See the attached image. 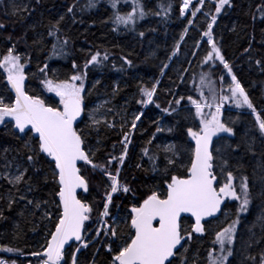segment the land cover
<instances>
[{
	"label": "trees",
	"instance_id": "16d2710c",
	"mask_svg": "<svg viewBox=\"0 0 264 264\" xmlns=\"http://www.w3.org/2000/svg\"><path fill=\"white\" fill-rule=\"evenodd\" d=\"M181 0H140L144 9L149 13L143 20L137 19L135 30H129L132 25L125 28L123 25L117 28L112 22L113 14L119 11L124 15L133 10L132 0H119L117 8L111 7L112 0H98L95 8L85 7L89 0H14L18 8V14L12 15L13 0H3L0 3V23L4 28L0 29V57L11 45H15L16 51L22 57H30L25 73L28 75L27 92L30 95H39L47 104L58 106L40 82L44 75L39 71L45 63L48 64V77L54 79H66L82 69L85 61L96 52L103 55L108 53L109 59L103 62L102 66L91 65L88 68V75L85 81V90L90 93L85 103L88 105L86 114L93 108L109 101L100 109L101 120L107 119L114 122L115 127L109 128L101 124L99 131L93 130L91 121L80 123L88 133L86 147L91 148L94 155V162H103L107 157L118 156L124 145L121 143L124 133L129 131L130 122L134 115L143 112L144 116L137 122V127L130 137L132 143L128 145V155L120 172L121 183H127L136 196L131 194H115L113 204L109 211L112 217L119 216L127 219L128 210L137 201L142 202L145 193L152 188H159L163 192L165 174L162 171L153 172L152 161L149 156L158 154L160 160L158 166L162 169L165 153L161 149L168 144L177 145L182 150V159L187 163L189 153L183 151L194 146L186 135V127L193 123L190 113L195 109L187 97L199 99L200 74L207 73L209 66L202 63V58L211 45L207 44V37L203 36L206 31V22L202 13L211 6L210 0L205 2V8L198 14L197 18L189 25L188 19L181 17ZM264 0H232L233 6L225 8L213 27V36L216 44L221 48L226 60L231 64L233 73L245 88L250 99L257 110L264 109V71L255 64L256 60L261 61L264 66V20L259 18L256 12L258 5ZM76 4L72 13H68V7ZM171 4L170 12L165 15L161 11L162 6ZM27 8L28 11L22 9ZM161 12V15L154 13ZM212 14H215L214 11ZM253 15L256 19L253 20ZM63 16L60 23V32L57 35L62 43L67 38L69 43L65 46L66 55L59 52L57 38L49 34L50 25L54 24ZM138 16V12H137ZM116 29V30H114ZM185 29L187 34L185 35ZM144 32V36H139ZM11 37V40H9ZM183 37V39H181ZM180 44L179 51L172 56L176 44ZM57 46V52L53 55V46ZM251 45V51H245ZM132 61L129 67L124 60ZM73 62L77 68L72 67ZM168 67L163 69V65ZM163 69V75L161 71ZM210 80L214 82L213 87L219 91L221 81L219 77L224 76V87L227 94V84L231 77L226 74L223 66L216 62V67L211 69ZM100 81L95 88V81ZM159 81L154 104L147 107L138 103L141 98L140 86L151 87ZM195 81V83L193 82ZM118 89L113 95V90ZM204 95L210 96L208 88H204ZM181 96L185 97L179 111L168 115L162 109L168 108L169 104L175 107V100ZM0 97L5 102H14V97L8 89L7 78L0 68ZM160 108H156L155 104ZM111 108L109 112L107 109ZM215 109L213 108L212 111ZM209 109H205L207 113ZM222 119L235 121L232 126L236 132L235 136L228 137L224 141L225 146L231 144L233 148L239 145L238 150L232 152L230 167L237 162L241 164V171L249 177V187L252 192V203L246 214H240L241 223L238 229L237 241L234 245V255L229 259L228 264H248L245 260V249L255 254L264 249V240H260L261 229L258 226V217L264 215V169L259 167L264 163V140L258 132H250L254 126V117L246 108L240 109L234 106L233 101L225 103L222 109ZM98 115V116H99ZM185 117H188L185 119ZM84 120V117L83 119ZM198 119L196 123H198ZM121 124L124 125L121 129ZM157 126L165 129L163 132H156ZM171 128L169 132L167 129ZM247 134V135H246ZM155 135L156 139L151 140ZM226 135V134H221ZM255 140L253 151L247 150V143ZM151 140V143H149ZM25 144L36 147L34 139L30 140L18 134L11 125L4 127L0 125V172L4 171L5 163L3 157L8 161H15L16 164L28 168L25 180L32 178L33 188L28 191L26 184L19 185L17 192L6 180L0 179V246L13 247L19 250L16 253L0 252V259L11 262L16 260L17 264H35L40 259L31 255L34 251L41 250L45 243V236L49 229L53 228L57 214L52 195L55 185L52 183L51 168L46 163L45 157L39 155L35 168L30 167L27 156L32 154ZM4 149H8L7 153ZM144 149L149 150V156L144 155ZM231 151V149H229ZM253 152L255 154H253ZM139 165V166H138ZM115 163L111 166L115 170ZM234 175L239 177L240 173L232 168ZM183 174L184 169H178ZM15 174V167L11 169ZM82 174L89 182V192L81 195L80 198L90 203L93 208L94 220L92 231L95 228V217L102 209L103 195L107 187V177L98 170L92 169L91 165L83 164ZM47 178V179H45ZM9 193L16 197V203L8 209ZM20 195H26V200H19ZM55 199H58L56 197ZM33 200L40 203L39 210L27 203ZM47 201L48 203H44ZM232 202L224 207L221 216L207 223L205 234L193 236L188 242L187 252L175 257L177 264H184L183 257L187 258V264H207L206 257L210 250L217 251V245H213V228L224 217H228L227 224L235 218L238 205ZM48 210L52 216L51 220L43 218V211ZM192 221H185L189 226ZM253 225H256L253 227ZM87 227V225H86ZM251 229V231H249ZM253 233L255 236L253 237ZM253 238V247L247 248L244 242ZM256 240H260L256 243ZM115 247V245H114ZM182 252L180 251L178 253ZM22 253V254H21ZM78 264H109L110 255L106 248L95 242L90 243L87 249H82L77 256Z\"/></svg>",
	"mask_w": 264,
	"mask_h": 264
},
{
	"label": "snow or ice",
	"instance_id": "6c2138e0",
	"mask_svg": "<svg viewBox=\"0 0 264 264\" xmlns=\"http://www.w3.org/2000/svg\"><path fill=\"white\" fill-rule=\"evenodd\" d=\"M2 2L3 0H0V3ZM97 2L98 0H89L85 7L95 8ZM118 2L119 0H112L111 7L116 9ZM127 2L128 0H125V3ZM210 4L214 5V8L210 6L207 11L202 13L206 22V31L203 32V36L207 37L206 43L211 45L210 50H207L203 56L202 63L209 66V71L200 74V98L187 97L195 111L190 113L193 123L186 127V135L191 141H194V146L190 145L189 149L183 150L189 153L188 161L185 163L182 159V150L178 149L177 145H165L161 149L166 154L162 169L157 164L160 156L155 153L149 156V150L144 149V155L149 156L153 162L152 171H162L165 174L166 187L163 192L159 188H152L145 193L142 202L137 201L128 210L126 220L119 216L112 217L110 220L109 208L117 193L131 194L133 198L136 196L135 191L127 183H121L120 172L128 155V145L132 143L130 137L144 113L138 112L134 115L129 131L123 135L121 143L124 147L118 156L110 155L103 162H94L95 153L91 148L86 147L88 133L85 131V127L88 125L85 121H91L93 130L97 132L101 124L109 128L115 127L114 122H109L107 119L101 120L97 116L100 109L109 101H104L103 104L86 114L88 105L85 100L90 94L85 90L88 68L91 65L102 66L103 62L109 59L108 53L105 52L101 55L100 52H96L91 55L90 59L85 61L82 69L66 79L49 78L47 63L39 67V71L44 74L40 78V82L47 92L54 93L56 97H59L58 106L47 104L39 95H30L25 90V82L29 77L25 73L27 63L23 61H30V57H22L18 54L14 44L0 57V68H3L7 73V82L15 93L14 102L6 103L4 98L0 97V125L4 127L11 125L14 130H18V134L35 140L36 147L34 149L31 144H25V147L32 153L27 156V161L30 167L35 168L38 172L40 169L36 168V162L39 155L42 154L51 168L52 183L56 186L52 193L53 202L60 211L53 228L49 229L45 236V243L41 250L31 253L32 256L40 258L37 264H78L77 254L82 248L87 249L93 242L106 248L110 255L109 264H177L174 257L187 252L188 249L185 245L193 239L195 234H205L206 229L203 222L207 218L221 213V206L225 205V201H237V213L231 223H228L214 236L213 245H218L219 254L217 255L214 249L210 250L206 259L207 264H228L229 258L233 257L237 228L241 223L240 214L247 213L253 197L249 187V177L241 171V164L237 162L230 167L231 154L238 150L239 145L233 148L231 144L226 146L224 144V141L228 137L235 136L236 132L230 126L235 124V121L222 119V109L225 103L231 100L236 108L249 110V113L254 117V126L249 131L258 132L262 140H264V109L257 110L213 36V27L216 25L218 17L226 7L233 6L232 0H210ZM132 5L133 10L124 15H121L119 11L113 14L112 22L117 25V28L121 25L125 28L132 25L133 27L129 30H135L137 19L143 20L149 14L145 11L140 0H132ZM75 7L76 4L68 7V13H72ZM204 8L205 0H197L195 5L193 0H182L179 11L181 15L190 14L191 19L188 23L191 25L197 13H201ZM22 10L28 11L27 8ZM170 10L171 4L161 7V11L165 15ZM18 11L13 0L11 14L17 15ZM213 11L215 14H212ZM256 12L259 13V18L264 20V3L257 6ZM154 14L161 15V12ZM252 19L255 20L256 16L253 15ZM63 20L64 17L61 16L59 20L51 24L49 34L57 38V44L60 45L59 52L66 55L64 49L69 41L65 38L61 43L57 35ZM3 28L4 24L0 23V29ZM138 34L141 37L144 36V32ZM186 34L187 29H185ZM261 43L264 44V38ZM179 48L180 44L177 43L172 56L176 55ZM245 51H251V45ZM56 52L57 46L54 45L53 55ZM217 61L226 70V74L231 77V82L227 84V94H224L223 75L219 77L222 82L219 91L213 87L214 82L210 80L211 69L216 67ZM124 63L129 67L132 66L131 60L125 59ZM255 64L260 67L261 71H264L260 60H256ZM72 67L76 69L77 65L73 62ZM167 67V64L163 65V69ZM163 69L161 75H163ZM193 82L195 83V81ZM99 83L100 81H95L93 88ZM158 84L159 81L154 82L151 87L141 85L139 88L141 98L138 103L144 107L153 105ZM205 87L208 88L210 96L204 95ZM116 91L118 89L113 90V95ZM184 99L185 97L181 96L175 100V107L169 104V107L162 111L170 116L177 113ZM155 107L160 108V105L157 103ZM213 108L214 111H212ZM205 109H209V111L206 113ZM107 111L111 112L112 109L109 108ZM82 117L84 120L81 119ZM187 118L185 117V119ZM197 119L198 123H196ZM78 121L84 123L85 127H81ZM123 127L124 125L121 124V129ZM163 131H165L164 128L157 126V133ZM167 131L171 132L172 129L169 128ZM155 139L156 136L153 135L151 140ZM254 143V139L247 143L249 152L253 151ZM7 151L8 149H4L5 153ZM253 154L255 153L253 152ZM3 159L5 161L4 171L0 172V179L6 180L17 192L21 183L26 184L28 191H31L33 188L32 178L29 177L25 180L28 168L16 164L15 161H8L6 156ZM80 162L91 165L92 169L98 170L106 176L108 181L103 195L104 203L98 216L95 217V228L92 231H89L92 229V224L89 222L94 220V208L90 203L78 198L77 195L78 189H82L85 193L89 192V182L82 174L83 165ZM114 163L118 166L112 170L111 166ZM13 167H15V174L11 172ZM259 167L264 169V163H261ZM181 168L184 169L183 174L177 171ZM232 168L240 173L238 178L234 175ZM261 180L264 181V176L261 177ZM261 195H264V192ZM56 197L58 199H55ZM18 199L26 200L27 196L20 195ZM15 203L16 197L9 193L8 209L10 210ZM27 203L37 210L41 207L40 203L33 200H27ZM0 218H3L2 213H0ZM43 218L52 219L48 210L43 211ZM189 218H194V222L186 227L185 221ZM255 226L253 225V227ZM258 226L261 229L260 240H264V215L258 217ZM260 240L255 242L259 243ZM244 243L247 248L253 247V238ZM66 246H69L67 250ZM178 249H181L182 252L178 253ZM0 252L16 253L19 250L0 246ZM183 259L184 264H187V258L183 257ZM245 260L248 264H264V249L255 254L249 253L245 249ZM0 264H9V261L0 259ZM10 264H17V262L13 259Z\"/></svg>",
	"mask_w": 264,
	"mask_h": 264
},
{
	"label": "rangeland",
	"instance_id": "374dc122",
	"mask_svg": "<svg viewBox=\"0 0 264 264\" xmlns=\"http://www.w3.org/2000/svg\"><path fill=\"white\" fill-rule=\"evenodd\" d=\"M194 3L195 2H197V0H194L193 1ZM181 17H183L184 19H187L188 18V15H182ZM2 72L4 73V75L6 76V78H7V73L5 72V70L2 68ZM47 93V95L48 96H51V98L53 99V100H55V102L57 103V101L59 100V97H56L55 96V94L54 93H49V92H46ZM99 115V113L97 114V116ZM103 117V115L102 114H100L99 116H98V118H102ZM232 202H237V201H232ZM229 203H231V201H229ZM237 205H238V202L236 203ZM228 218H229V216L228 217H224L220 222H218L217 224H216V226L213 228V234L215 235L218 231H220V230H222L223 229V227H226L227 226V220H228ZM238 229H239V226H238V228H237V235H238ZM237 241V240H236ZM233 248H234V246H233ZM217 255L219 254V247H218V245H217V251L215 252ZM231 258V257H230ZM229 258V259H230ZM35 264H37V263H35Z\"/></svg>",
	"mask_w": 264,
	"mask_h": 264
},
{
	"label": "water",
	"instance_id": "95a60500",
	"mask_svg": "<svg viewBox=\"0 0 264 264\" xmlns=\"http://www.w3.org/2000/svg\"><path fill=\"white\" fill-rule=\"evenodd\" d=\"M7 85H8V88H9V91L11 92V94L13 95V97H15V93H14V91H12L11 90V86L8 84V82H7ZM25 90H26V82H25ZM83 118V117H82ZM81 118V119H82ZM14 123V122H13ZM78 123H80L79 121H78ZM17 133H18V130H15ZM22 135V134H21ZM214 145H215V139H214ZM80 164H83V162H80ZM81 193H85V192H83V190L82 189H78L77 190V195H78V198H79V195L81 194ZM227 204V201H225V205ZM225 205H222L221 206V213H218L216 216H214V217H210V218H207L203 223L204 224H206V223H209V222H211V221H213V220H215V219H217V218H219L220 217V215L222 214V211H223V208L225 207ZM192 222H194V218H189ZM73 243H78V242H73ZM68 247L69 246H66V250L68 249ZM180 249H178V251H179ZM175 258V257H174Z\"/></svg>",
	"mask_w": 264,
	"mask_h": 264
},
{
	"label": "built area",
	"instance_id": "2783aa9c",
	"mask_svg": "<svg viewBox=\"0 0 264 264\" xmlns=\"http://www.w3.org/2000/svg\"><path fill=\"white\" fill-rule=\"evenodd\" d=\"M194 1V0H193ZM193 4H194V2H193ZM182 6V0L180 1V7ZM190 11H191V6H190V8H189V13H190ZM186 15H189V14H186Z\"/></svg>",
	"mask_w": 264,
	"mask_h": 264
}]
</instances>
